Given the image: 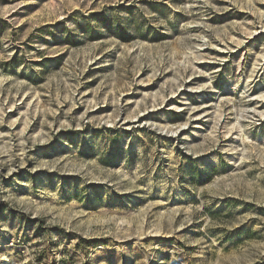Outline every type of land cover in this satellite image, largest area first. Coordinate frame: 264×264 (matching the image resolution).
<instances>
[{
	"label": "rangeland",
	"instance_id": "1",
	"mask_svg": "<svg viewBox=\"0 0 264 264\" xmlns=\"http://www.w3.org/2000/svg\"><path fill=\"white\" fill-rule=\"evenodd\" d=\"M1 264H264V0H0Z\"/></svg>",
	"mask_w": 264,
	"mask_h": 264
},
{
	"label": "bare ground",
	"instance_id": "2",
	"mask_svg": "<svg viewBox=\"0 0 264 264\" xmlns=\"http://www.w3.org/2000/svg\"><path fill=\"white\" fill-rule=\"evenodd\" d=\"M4 261H5V258H4V257L0 258V264H1L2 262H4Z\"/></svg>",
	"mask_w": 264,
	"mask_h": 264
}]
</instances>
